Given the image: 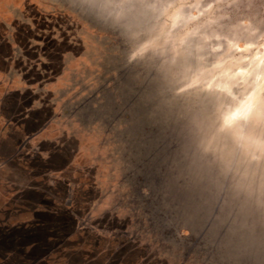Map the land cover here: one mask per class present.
Returning <instances> with one entry per match:
<instances>
[{
    "label": "rangeland",
    "instance_id": "obj_1",
    "mask_svg": "<svg viewBox=\"0 0 264 264\" xmlns=\"http://www.w3.org/2000/svg\"><path fill=\"white\" fill-rule=\"evenodd\" d=\"M175 88L94 4L0 0V264H264L229 250L264 158L207 149Z\"/></svg>",
    "mask_w": 264,
    "mask_h": 264
},
{
    "label": "clouds",
    "instance_id": "obj_2",
    "mask_svg": "<svg viewBox=\"0 0 264 264\" xmlns=\"http://www.w3.org/2000/svg\"><path fill=\"white\" fill-rule=\"evenodd\" d=\"M193 105L221 159L264 158V0H85ZM261 19H257V17Z\"/></svg>",
    "mask_w": 264,
    "mask_h": 264
},
{
    "label": "water",
    "instance_id": "obj_3",
    "mask_svg": "<svg viewBox=\"0 0 264 264\" xmlns=\"http://www.w3.org/2000/svg\"><path fill=\"white\" fill-rule=\"evenodd\" d=\"M101 109H103V106H100L98 110H101ZM92 110H94L93 107H92ZM196 170H198V168H196ZM202 173L203 171L195 172L193 168V174H191L189 177V179L193 177L189 183L193 181L192 187H194V190L192 191L196 192L198 195H200L204 190H206L202 188V186L198 185V182L196 180L203 176ZM152 200L153 201L149 202V204L152 207L153 213L156 214V212L159 211V209L163 208L162 206L164 205L161 200L157 201V199L154 200V198H152ZM196 205L194 201H191V200L187 201V208L193 211V213H195V216L199 214V209H200L199 202L196 201ZM162 218L165 222V218L164 217ZM193 223L195 222H192V224ZM233 233L236 235V242H235L236 246L232 250L229 249L232 254H238V252L243 251V252H247L248 255L250 256H253V257L263 256L264 258V238H263L264 236L260 237L258 235L257 229H247L244 226L241 227L240 225H237L234 227ZM176 235H177V232L175 233V236Z\"/></svg>",
    "mask_w": 264,
    "mask_h": 264
},
{
    "label": "bare ground",
    "instance_id": "obj_4",
    "mask_svg": "<svg viewBox=\"0 0 264 264\" xmlns=\"http://www.w3.org/2000/svg\"><path fill=\"white\" fill-rule=\"evenodd\" d=\"M214 186V185H213ZM261 196V195H260Z\"/></svg>",
    "mask_w": 264,
    "mask_h": 264
}]
</instances>
